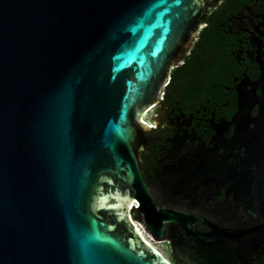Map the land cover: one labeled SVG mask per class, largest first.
Masks as SVG:
<instances>
[{"label": "water", "instance_id": "obj_1", "mask_svg": "<svg viewBox=\"0 0 264 264\" xmlns=\"http://www.w3.org/2000/svg\"><path fill=\"white\" fill-rule=\"evenodd\" d=\"M218 1L0 0V264H264V0Z\"/></svg>", "mask_w": 264, "mask_h": 264}, {"label": "flooded vegetation", "instance_id": "obj_2", "mask_svg": "<svg viewBox=\"0 0 264 264\" xmlns=\"http://www.w3.org/2000/svg\"><path fill=\"white\" fill-rule=\"evenodd\" d=\"M227 0H219L216 5L213 7V9H217L222 3H224ZM206 16H209V13L205 14ZM198 24H200V26L191 34V37L188 41V43L182 48V50L176 55L175 58H173L170 62V65L168 67V69L166 70V76L167 79H169V77L171 75H173V72L176 71L175 66L177 65V60L181 59L182 54L185 52L186 48L189 47L190 43L193 41V38H196V36L194 35H198L200 31L205 29V24H203L201 21H198ZM168 84V82L164 85L163 88V92L161 94L160 99L158 100V102L156 104H154L149 111H146L143 116H142V120L149 125V127L151 126V128L154 130L155 129V124L153 121L150 120V113L152 116H157L156 114V108H157V104H162V100L161 98L163 97V101L166 102L167 98H168V93L169 90L167 89L166 85ZM132 218H134V213L131 214ZM137 227V229L139 230V232L141 233L142 236H144L145 240H147L146 242H148L153 248H155L167 261H169L171 264H174V261L171 259V248H170V243L168 240H164L161 242H155L150 236H148V234L144 231V229L141 227V225H139L137 222L133 221ZM154 244H158L161 245L163 247H165L166 252L165 253H161L154 245Z\"/></svg>", "mask_w": 264, "mask_h": 264}, {"label": "rangeland", "instance_id": "obj_3", "mask_svg": "<svg viewBox=\"0 0 264 264\" xmlns=\"http://www.w3.org/2000/svg\"><path fill=\"white\" fill-rule=\"evenodd\" d=\"M152 243L162 254L166 252L165 247L158 245V244H154V242H152Z\"/></svg>", "mask_w": 264, "mask_h": 264}, {"label": "bare ground", "instance_id": "obj_4", "mask_svg": "<svg viewBox=\"0 0 264 264\" xmlns=\"http://www.w3.org/2000/svg\"><path fill=\"white\" fill-rule=\"evenodd\" d=\"M136 226V225H135ZM138 230V229H137ZM138 232H139V230H138ZM140 233V232H139ZM140 235H141V233H140ZM155 249V248H154Z\"/></svg>", "mask_w": 264, "mask_h": 264}]
</instances>
